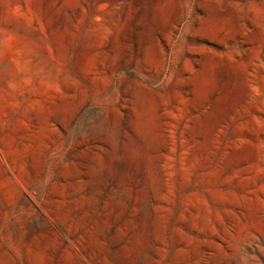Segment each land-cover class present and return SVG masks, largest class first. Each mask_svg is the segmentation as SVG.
<instances>
[{
  "label": "rangeland",
  "instance_id": "374dc122",
  "mask_svg": "<svg viewBox=\"0 0 264 264\" xmlns=\"http://www.w3.org/2000/svg\"><path fill=\"white\" fill-rule=\"evenodd\" d=\"M0 264H264V0H0Z\"/></svg>",
  "mask_w": 264,
  "mask_h": 264
}]
</instances>
